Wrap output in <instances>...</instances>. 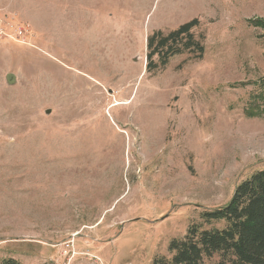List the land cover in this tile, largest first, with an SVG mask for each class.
I'll return each instance as SVG.
<instances>
[{"label":"rangeland","instance_id":"obj_1","mask_svg":"<svg viewBox=\"0 0 264 264\" xmlns=\"http://www.w3.org/2000/svg\"><path fill=\"white\" fill-rule=\"evenodd\" d=\"M3 2L31 30L0 45V264H153L226 227L204 210L264 169V0ZM194 18L203 57L148 71V36Z\"/></svg>","mask_w":264,"mask_h":264},{"label":"trees","instance_id":"obj_2","mask_svg":"<svg viewBox=\"0 0 264 264\" xmlns=\"http://www.w3.org/2000/svg\"><path fill=\"white\" fill-rule=\"evenodd\" d=\"M199 25L200 20L194 18L167 33L156 30L149 35L147 70L165 67L172 56L184 52L201 59L205 34H195ZM203 218L205 222L226 220L227 226L191 225L182 239L171 242L169 256L157 257L153 264H206L205 259L216 254L221 257L218 264H264V169L239 183L224 206L205 209Z\"/></svg>","mask_w":264,"mask_h":264},{"label":"built area","instance_id":"obj_3","mask_svg":"<svg viewBox=\"0 0 264 264\" xmlns=\"http://www.w3.org/2000/svg\"><path fill=\"white\" fill-rule=\"evenodd\" d=\"M30 24L20 22L15 15L11 16L9 19L1 13L0 10V45L4 41H13V42H25L26 38L30 34ZM64 255L63 259H57L56 264H83L82 260L77 259L76 253L72 251L70 254ZM88 264H98L99 258L93 254H89ZM92 258V259H91ZM100 264V263H99Z\"/></svg>","mask_w":264,"mask_h":264},{"label":"crops","instance_id":"obj_4","mask_svg":"<svg viewBox=\"0 0 264 264\" xmlns=\"http://www.w3.org/2000/svg\"><path fill=\"white\" fill-rule=\"evenodd\" d=\"M21 3H22L21 6H22V10H23V16L26 15V19L28 21L32 22L31 20H29L28 15H27L28 14V11H29V8L27 7V3L26 2H23V1H21ZM3 4H5V2H3V0H0V6L3 5ZM17 9H18V7H17Z\"/></svg>","mask_w":264,"mask_h":264},{"label":"water","instance_id":"obj_5","mask_svg":"<svg viewBox=\"0 0 264 264\" xmlns=\"http://www.w3.org/2000/svg\"><path fill=\"white\" fill-rule=\"evenodd\" d=\"M12 76H14V75H13V74H9V75H8V80H9V82H12V81H13V80L11 79Z\"/></svg>","mask_w":264,"mask_h":264}]
</instances>
